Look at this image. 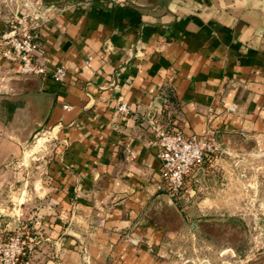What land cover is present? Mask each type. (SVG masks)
I'll return each instance as SVG.
<instances>
[{
  "label": "crops",
  "instance_id": "0c3cea01",
  "mask_svg": "<svg viewBox=\"0 0 264 264\" xmlns=\"http://www.w3.org/2000/svg\"><path fill=\"white\" fill-rule=\"evenodd\" d=\"M42 1L49 20L38 60L49 73L23 75L0 61V229L42 235L22 264L242 257L241 248L210 249L200 232L210 222L260 230L246 244L262 250L250 264H264V204L242 205L264 153V0H170L155 9V0ZM24 3L0 0V32ZM61 64L63 84L51 74ZM120 100L129 114L118 112ZM151 115L221 145L188 177L181 200L162 187ZM39 134L54 139L40 158L29 145ZM32 197H43L39 211ZM249 212L260 216H242Z\"/></svg>",
  "mask_w": 264,
  "mask_h": 264
},
{
  "label": "built area",
  "instance_id": "2783aa9c",
  "mask_svg": "<svg viewBox=\"0 0 264 264\" xmlns=\"http://www.w3.org/2000/svg\"><path fill=\"white\" fill-rule=\"evenodd\" d=\"M48 20L49 13L42 0H25L24 7L7 21L5 29L0 32V58L17 66L20 74H48V68L38 60L41 29ZM51 74L56 82L63 84L68 75L67 66L58 65ZM117 110L121 115H127L131 106L120 100ZM147 121L159 147L162 187L172 198L181 200L188 177L214 160L222 151L221 145L211 135H188L178 127L167 126L155 115L148 117ZM39 239L38 233L25 226L13 230L0 229V264H20Z\"/></svg>",
  "mask_w": 264,
  "mask_h": 264
},
{
  "label": "rangeland",
  "instance_id": "374dc122",
  "mask_svg": "<svg viewBox=\"0 0 264 264\" xmlns=\"http://www.w3.org/2000/svg\"><path fill=\"white\" fill-rule=\"evenodd\" d=\"M19 11L21 10L18 9ZM18 12V11H16ZM16 12H13L6 20H10ZM4 13V12H3ZM7 21L5 23L7 24ZM6 27V26H5ZM6 61L5 59H0V61ZM20 74V73H19ZM45 138V141L42 140V138ZM40 139V140H39ZM43 143H39L40 141ZM54 139L49 138L46 139V136L43 134H39V136L34 137L30 142V149H33L34 156H39V158L42 156L43 152H46L47 150H44V146H51ZM257 158L256 171L258 174V177L255 181L250 182V189L257 190L258 193H261L262 196L254 195L251 191L252 196L249 198H243L242 205L243 207L247 208L250 207L251 209L259 208L261 205L264 204V153H261ZM33 168L35 172L40 173L41 172V166L40 165H33ZM257 193V194H258ZM30 202L33 205L34 211H39L38 209L41 207L43 197H32L28 198ZM20 201L25 202L26 198L22 197L19 198ZM26 204V203H24ZM34 217H38L37 214L33 215ZM242 216H251L254 218H258L260 216L259 213L253 212V213H243ZM31 231V230H30ZM33 231V230H32ZM260 230H248L247 228H238L237 226H234L232 222H227L226 224H217L214 222H210L208 225L204 226L203 229H200V232L206 233L211 238L210 241V249L214 251L220 250L223 247L226 249L229 248H238L242 250V257L239 258V256H229V259L226 260L225 264H250L249 258L253 257L254 255H257L262 252V250L256 249V247L253 245L251 248H254L251 250L249 245L246 244V241L248 238H253V236H258ZM39 234V242L36 244L31 251V253H27L23 256L22 260L20 261V264H22L23 259L27 256L32 255L34 252H36L41 243H42V235L41 233L37 232ZM257 233V234H256ZM238 251V250H237ZM232 252V251H231ZM230 253V252H229ZM231 255V254H230ZM242 259V260H241ZM245 260H248L245 262ZM222 264V262H220Z\"/></svg>",
  "mask_w": 264,
  "mask_h": 264
},
{
  "label": "water",
  "instance_id": "95a60500",
  "mask_svg": "<svg viewBox=\"0 0 264 264\" xmlns=\"http://www.w3.org/2000/svg\"><path fill=\"white\" fill-rule=\"evenodd\" d=\"M155 4L152 6H149V9H155V8H168V4L170 0H155Z\"/></svg>",
  "mask_w": 264,
  "mask_h": 264
}]
</instances>
